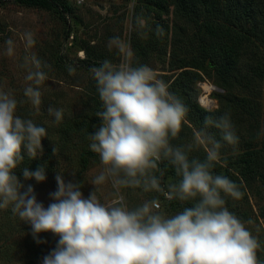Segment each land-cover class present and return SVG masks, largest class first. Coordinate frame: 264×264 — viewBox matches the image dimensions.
Masks as SVG:
<instances>
[{
  "label": "clouds",
  "instance_id": "9594fccd",
  "mask_svg": "<svg viewBox=\"0 0 264 264\" xmlns=\"http://www.w3.org/2000/svg\"><path fill=\"white\" fill-rule=\"evenodd\" d=\"M146 26L143 16L135 18L136 29ZM156 33L161 36L163 30L157 27ZM20 40L24 48L20 67L26 70L28 82L25 99L18 101L0 87V210L10 209L29 224L37 243H46L41 233L58 237L43 264H262L258 239L226 206L225 197L239 200L243 193L227 176L213 174L221 160V140L232 146L238 143L231 114L216 119L206 115L204 127L192 129L189 143L173 145L187 123L188 108L151 67L134 66L131 42L120 36L107 42L120 62L105 59L89 69L102 102L96 112L99 126L89 136V148L100 160V170L90 182L95 190L85 198L81 183L66 182L65 175L56 172L53 202L47 207L38 202L34 187L21 182L17 169L26 181L47 180L44 164L35 170L20 166L25 155L37 159L48 132L33 119L18 115V108L29 103L39 113L41 87L49 79L45 69L50 65L32 51L36 45L32 31L23 32ZM5 44L3 54L13 57L15 42L9 38ZM48 112L59 124L65 109L49 107ZM213 127L220 130L221 140L208 131ZM200 149L203 159L191 156ZM57 152L53 146V154ZM167 166L178 182L162 184ZM104 186L110 187L111 199L101 202L98 193ZM125 189L158 195L129 207L122 194ZM160 196L186 206L168 215L161 210Z\"/></svg>",
  "mask_w": 264,
  "mask_h": 264
},
{
  "label": "rangeland",
  "instance_id": "374dc122",
  "mask_svg": "<svg viewBox=\"0 0 264 264\" xmlns=\"http://www.w3.org/2000/svg\"><path fill=\"white\" fill-rule=\"evenodd\" d=\"M59 1L68 8V24L53 10L21 5L15 0H0V87L11 91L18 101L25 99L27 73L20 67L24 55L20 35L25 31L35 35L36 45L32 51L50 65V69H45L49 79L41 87L39 113L36 114L29 103L18 108V115L33 119L48 132L37 159L31 160L25 155L20 167L35 170L44 164L47 180L43 183L26 181L18 168L21 182L34 187L38 202L45 207L53 202L50 194L57 190L56 172H62L66 182H77L82 170L81 155L91 151L89 136L99 126L96 112L102 109L89 69L79 64L89 59L98 65L105 59L118 64L120 59L115 50L109 52L107 42L111 37L120 36L131 42L134 66L151 67L188 108L187 123L180 136L171 141L173 145L189 143L192 129L204 127L205 117L197 113L198 108L211 109L208 112L216 119L222 102L225 112L231 114L238 137L235 146L221 140L220 130L208 129L223 144L221 160L213 174L227 176L243 193L239 200L225 197L226 206L258 239L257 256L264 264V170L258 167L264 162V24L263 32L256 35L250 32V24L244 22L231 29L225 25L227 32L220 25L219 31L210 33L203 25L204 14L200 16L202 7L196 13L182 11L177 0ZM254 4L256 9L264 10V0H254ZM137 16L146 20L143 30L135 27ZM157 27L163 30V35L157 36ZM66 30L70 32L68 39H65ZM140 31L145 33L143 37ZM9 38L16 45L13 57L3 54ZM229 58L236 60L235 70L243 77L248 76L247 82L231 81L226 68ZM250 67L261 68L260 76H250ZM70 68L73 70L69 71ZM207 87L213 89L208 91ZM241 93L245 96L242 103L233 98ZM205 98L212 104L205 105ZM49 107L65 109L61 123H54ZM53 146L58 149L56 155ZM191 156L203 159L205 153L200 149ZM246 161H249L248 166ZM99 170L98 155L89 158L81 173V191L85 198L95 190L90 182ZM171 182L178 181L167 177L164 185ZM122 194L129 207L158 195L140 189H125ZM98 196L101 202L110 200V187H102ZM159 199L161 210L168 215L182 210L171 206L162 196ZM249 220L253 223L248 224ZM40 239L46 243H37L31 235V226L13 215L10 209L0 210V264H43V257L56 247L58 237L41 233Z\"/></svg>",
  "mask_w": 264,
  "mask_h": 264
},
{
  "label": "trees",
  "instance_id": "16d2710c",
  "mask_svg": "<svg viewBox=\"0 0 264 264\" xmlns=\"http://www.w3.org/2000/svg\"><path fill=\"white\" fill-rule=\"evenodd\" d=\"M17 3L29 7H36V8H42V9H49L53 10L55 13L58 14L59 18L66 24H68V8L64 6L59 0H15ZM179 7L182 9V11L186 12H194L196 13L199 11V7H202V12L200 11V16L204 14V22L203 25L206 28V30L210 33H214L215 31H219L218 29L221 25L223 30L225 29V25L228 26L229 29L232 27H236L240 22L248 23L250 24V32L256 34H261L263 32V24H264V10L255 8L254 0H177ZM258 15V17H256ZM195 16L198 18V15L195 14ZM222 23V24H221ZM227 32V30H226ZM70 36L69 30H66L65 33V39H68ZM61 59V58H60ZM236 60H232L229 58L226 62V68L228 70L230 79L232 82H247L248 76L243 74L237 73L236 69ZM83 67L86 69H90L94 66H99L98 63L94 60H86L83 62H80ZM251 74L255 76H260L261 74V68L259 70H256L254 67H250ZM233 89H237L234 87ZM239 91V90H238ZM234 99H239L238 101L242 103L245 99V96L239 94L238 96H233ZM225 108L223 103L221 102L220 112L218 117L222 116L225 113ZM198 114L203 115L204 117L206 115H213L210 114L208 111H206L203 108H198L197 111ZM249 153V152H247ZM246 153V154H247ZM97 156L96 153L92 151H86L81 155V162H82V170L77 175V182L81 183V173L82 171L87 167L89 163V158H95ZM246 165H249V161L245 162ZM167 165V162H163L161 164L162 168H165ZM260 169L264 170V162L260 163L258 166ZM17 175L19 173L17 172ZM167 177H172L176 181L179 180L178 177H176L174 170L171 168V166H167V169L165 171L164 177L162 179V184L164 185V180ZM82 184V183H81ZM171 206H178L183 209L186 205L181 203L178 200L170 201Z\"/></svg>",
  "mask_w": 264,
  "mask_h": 264
},
{
  "label": "bare ground",
  "instance_id": "6f19581e",
  "mask_svg": "<svg viewBox=\"0 0 264 264\" xmlns=\"http://www.w3.org/2000/svg\"><path fill=\"white\" fill-rule=\"evenodd\" d=\"M211 89H213V88L212 87H207L208 91H211ZM203 101L205 102V105L206 104L207 105H211L212 104V102L208 98L203 99Z\"/></svg>",
  "mask_w": 264,
  "mask_h": 264
}]
</instances>
